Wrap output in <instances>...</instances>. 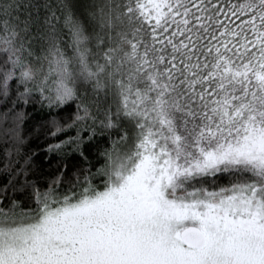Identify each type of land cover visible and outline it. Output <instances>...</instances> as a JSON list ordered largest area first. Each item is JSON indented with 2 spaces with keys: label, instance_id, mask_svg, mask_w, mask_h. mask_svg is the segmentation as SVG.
I'll return each instance as SVG.
<instances>
[{
  "label": "snow or ice",
  "instance_id": "snow-or-ice-1",
  "mask_svg": "<svg viewBox=\"0 0 264 264\" xmlns=\"http://www.w3.org/2000/svg\"><path fill=\"white\" fill-rule=\"evenodd\" d=\"M0 264H264V0H0Z\"/></svg>",
  "mask_w": 264,
  "mask_h": 264
}]
</instances>
